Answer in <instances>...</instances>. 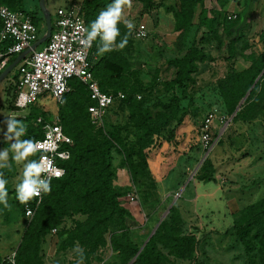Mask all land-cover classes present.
Segmentation results:
<instances>
[{
	"label": "rangeland",
	"instance_id": "rangeland-1",
	"mask_svg": "<svg viewBox=\"0 0 264 264\" xmlns=\"http://www.w3.org/2000/svg\"><path fill=\"white\" fill-rule=\"evenodd\" d=\"M162 1L167 5H174L175 0ZM218 1L222 3V0ZM46 2L52 22L56 18L57 9L68 5L67 0H46ZM258 2L252 1L251 8L258 7L264 15V0ZM145 3L149 4L150 1L131 0L130 6L122 7L119 30L123 37L118 36L115 44H118L126 35L128 42L123 49L117 48L114 44L113 50L109 51L121 58L127 57L129 64L127 82L125 79L126 90H128L126 93L128 97L136 98L132 100V103L127 104L125 109L115 107L108 113L102 124H94V126L96 128L107 126L110 129L115 125L130 127L137 121L147 124L158 120L165 123L171 112L166 110L161 102L173 100L172 103L175 106L176 102L184 97L181 99L184 112L179 113L182 120L174 119L170 126L164 128L160 137L154 136L149 139V146L147 145L143 151V154L145 152L147 155V160L135 154L136 156L133 157L135 163L142 165L143 160H146V175L141 178L136 177L128 165L123 164L122 144L116 143L112 147L111 182L117 191L124 193L120 201L128 210V215L124 222L111 226L110 232L106 234L108 243L92 252L90 259L81 260L82 254L79 250L83 248L80 244L69 247L65 252L61 251L58 244L60 229L77 227L85 222L87 217L70 212L60 226L52 229L42 242L39 248L41 262L42 264L115 262L118 264L120 254L110 244L112 233L128 234L131 242L141 249L151 235L155 234L153 232L158 230L159 223L164 221L177 205L178 209L173 214V222L176 224L179 220V225H182V234L194 236L198 240L196 255L193 258H185L184 264H251L250 258L258 251L248 253L247 246L243 240L239 239L232 226L234 217L232 213L264 196V113L257 111L253 118L243 117L241 114L243 107H241L236 113L234 112L235 114H230L221 94L220 85L233 70L240 72L247 69L251 65L252 58L260 52L261 34H258L257 30L252 32L253 28L259 29L260 23L251 22L238 26L241 27L245 39L240 46L238 45L239 49L232 58L228 56L230 52L227 49V43L234 36L227 35L226 39L220 38V45L219 38L208 42L206 58L204 61H196L198 68L191 75L197 80V84L191 86L189 90L186 89V94L184 90L173 92L168 85L175 78V69L165 68L166 64L170 59H182L189 53L192 42L195 40L194 33L175 34L168 24L159 31L154 21L153 27H148L152 43L149 44L150 40L137 39L134 35L135 28L138 25L146 26L142 19L143 13L140 12ZM22 8L40 15L38 29L43 36L46 32V22L39 0H24ZM214 8L215 6L211 12L216 10ZM133 10L140 13L134 14ZM102 11L101 9L99 13ZM159 15L161 16V13ZM250 16H252L251 13ZM126 21L134 25L131 32L126 27ZM238 27L233 28L234 33ZM44 45L45 42L39 48ZM13 71V75L7 78L8 75L2 82L4 84L1 83L3 86L0 84L2 86L0 88V152H8V160L0 161V163H7L8 167L0 168V173H3L8 180L6 187L10 191L9 207L0 205L1 257H9L15 253L31 225L32 218H26L17 204L16 185L21 182L25 164L33 161L35 156V154L31 155L22 162L13 160L11 146L16 140L9 138L14 134L8 132L7 123L15 120L27 127L29 123L32 124V121L27 123L26 119L32 115L49 112L52 117H57L61 113L59 103L49 94L41 96L37 102L24 109L13 107L12 94H9L5 101L7 91L5 88L13 87L14 89L21 75L17 67ZM140 101L143 106H136ZM210 111H214L219 117L226 116L230 120L228 126L216 121L213 134L215 144L212 151L207 153L201 142L200 126L205 115ZM238 112L240 115L237 117ZM163 114L166 117L158 119V116ZM26 129L25 134L19 137L21 141L28 135L29 126ZM132 139L135 137L129 133L128 140L131 143ZM216 179H219L217 185L214 181ZM222 188L226 189V192H223ZM200 192L210 193L212 199L205 198ZM131 193L137 196L135 202L129 201L128 196ZM165 252L170 259L174 258L172 252L167 249ZM189 261L193 262L189 263ZM177 263H183V259L178 260ZM254 264H264V261H257Z\"/></svg>",
	"mask_w": 264,
	"mask_h": 264
},
{
	"label": "trees",
	"instance_id": "trees-1",
	"mask_svg": "<svg viewBox=\"0 0 264 264\" xmlns=\"http://www.w3.org/2000/svg\"><path fill=\"white\" fill-rule=\"evenodd\" d=\"M149 1V4H144L147 11L156 8L157 5L156 0ZM23 2L24 0H0V7L8 6L12 10L27 13L38 26L41 20L40 15L36 12L24 10L22 8ZM113 3L114 0H83L82 9L87 25L90 27L91 23L100 14L99 11L101 9L106 10ZM167 10L173 11L175 15V30L178 33L193 32L195 37L189 53L182 59H170L165 67L175 69V78L168 87L173 92L184 90L186 94L191 86L197 84V80L191 75L198 68L196 64L198 62L196 61H204L206 58L208 42L216 38H219V40L220 38L226 39L227 35L234 36L227 43V49L230 52L228 56L232 58L239 49L238 45L240 46L244 41L245 36L244 33H239L238 28L235 30L236 33L233 31V28L237 27L240 21L238 14L236 19L229 20L225 10H215L210 17L208 11L204 8V0H175L174 5L167 8ZM119 24L121 23L118 22V28ZM221 28L222 31H220ZM258 34H261L259 44L262 47L260 52L252 58L251 65L240 72L233 70L220 85L221 94L229 113L232 115L264 70V30H261ZM119 36L123 37L122 35ZM41 37V33H39V39ZM151 39L148 41L149 44L152 43ZM218 42L220 45L221 40ZM99 46L100 38L98 37L93 45L90 60L93 64L95 77L98 79L102 90L112 94L125 93V98L117 99L110 106L104 118L106 119L108 113L115 107L125 109L127 104L132 103V100L136 97L132 99L126 93L128 90H126L125 79L127 82L129 64L127 57L122 54L124 57L121 58L112 52L100 54ZM16 57H12L8 65ZM13 73L14 71L7 78H10ZM1 85L0 88L3 86ZM70 85L71 90L64 96L62 104H59V111L61 112L59 118L65 133L73 139V145L70 148L71 158L62 163L66 170L64 176L50 182L51 191L44 193L41 204L36 208L34 216L30 219L31 225L27 230V234L20 247L15 250L16 264H42V258L39 256V248L42 242L45 241L46 236L52 229L60 226L62 220L70 212L87 216L86 221L74 228L60 229L59 249L65 252L69 247L80 244V247L83 248V258L90 259L92 252L108 243L106 234L110 232L111 226L124 222L128 215V210L120 201L124 193L121 194L117 191L111 182L110 153L112 147L116 143L122 144L123 164L128 165L133 174L141 178L146 175L145 161L147 155L145 152L143 154V151L147 145L149 146V139L154 136L160 137L164 128L170 126L174 119L175 121L182 120L179 113L184 112V107L181 105V99L184 97L178 100L175 106L172 103L173 100L168 99L161 102V104H164V108L171 112L165 123L158 120L150 123L146 122L147 124L137 121L134 124L132 123L130 127L115 125L110 129L107 126L96 128L88 110L91 100L87 87L79 80H73ZM12 88H5L9 91V93L6 91L5 101H7L9 94H12V105L15 109H18L15 105L17 97L16 84L15 88ZM136 106L143 105L140 101L139 105ZM242 107L241 114L243 117H252L257 111L264 113V74L256 82ZM39 115L46 119L50 117L49 112L28 117L26 119L27 123L32 121V124L27 125L30 130L28 135L25 136V140L35 142L43 137V130L36 123ZM238 115H240L239 112L237 117ZM163 117L165 118L166 115H160L158 119ZM129 133H132L135 137V139H132V143L128 140ZM135 154L146 159L143 160L142 165L135 163L133 160ZM38 157L39 155L35 153L33 160L37 162ZM214 181L217 182L218 180ZM34 203V197L27 203L17 201L25 216L26 205ZM176 209H178L177 205L173 207V211L170 212L169 216L161 222L158 230L152 235L140 253V248L131 242L128 234L124 232L120 235L116 232L112 233L110 244L120 254V263L129 264V261L135 258L132 264H184L186 262L185 258H193L198 250V240L194 236L182 234V225H179V220L176 224L173 222V214ZM232 215H234L232 226L239 239L243 240L247 246L248 253L258 251L250 258L251 264L264 261V196L256 202L233 212ZM166 249L173 253V259H170L166 254ZM181 259H183V263H177ZM191 260L194 261V259ZM193 261H189V263ZM0 264H10L8 257L0 256Z\"/></svg>",
	"mask_w": 264,
	"mask_h": 264
},
{
	"label": "built area",
	"instance_id": "built-area-1",
	"mask_svg": "<svg viewBox=\"0 0 264 264\" xmlns=\"http://www.w3.org/2000/svg\"><path fill=\"white\" fill-rule=\"evenodd\" d=\"M82 1L72 0L67 6H61L56 11V18L52 22V31L42 48L29 53L17 66L21 75L16 82L17 97L15 105L18 109H24L39 100L43 95H51L59 104H62L64 96L71 90V82L79 80L89 92L91 104L88 107L91 120L94 124H102L110 106L117 100L125 98V93H108L102 90L96 79L93 64L90 60L92 48L82 41H86L87 25L83 15ZM236 13H228L227 18L234 20ZM0 74L7 67L10 59L20 55L31 48L39 40V29L32 17L27 13L15 11L8 6L0 7ZM134 35L139 40H150L151 33L147 26L138 25ZM98 38V37H97ZM96 38V39H97ZM228 117H219L214 111L207 113L200 126L201 142L203 148L209 153L215 142L213 141L216 121L229 125ZM38 125L43 130V137L34 143H44V149H38L37 162L42 156L47 157L45 166L51 162V167L41 173L42 179L50 182L58 179L54 172L65 168L62 163L71 158L73 139L65 133L59 116L49 119L42 115L37 117ZM44 192L39 197H34L35 203L26 205L25 214L28 219L35 214L36 208L41 204ZM130 202L136 201V194L128 196ZM36 206V207H35ZM10 264H16L15 253L8 257Z\"/></svg>",
	"mask_w": 264,
	"mask_h": 264
},
{
	"label": "clouds",
	"instance_id": "clouds-1",
	"mask_svg": "<svg viewBox=\"0 0 264 264\" xmlns=\"http://www.w3.org/2000/svg\"><path fill=\"white\" fill-rule=\"evenodd\" d=\"M131 5V0H114V3L109 5L108 8L98 15L95 21L90 25V29L87 30L86 41H82L87 46H91L92 41L100 38V46L98 47L99 53L103 54L113 50V45L116 42V38L120 35V30L117 27L118 22L122 19V6ZM129 32L133 29L134 25L130 21L125 22ZM127 35L115 46L119 49H123L127 45ZM8 132L14 135L9 137L15 139L16 142L11 146L13 152V160L16 162H22L27 157L34 155L38 149H44V143H34L32 140L21 141L19 137L23 136L26 132V126L10 120L7 123ZM8 160V152H0V161ZM47 157L42 156L40 162L35 160L25 164L23 176L21 182L16 185L17 199L21 203H27L33 197H39L41 192L49 193L50 180L42 179L41 173L48 170L51 167V162H48L46 168L45 161ZM8 167L7 163H0V168ZM62 170L57 169L54 175L59 178L62 175ZM8 180L4 177L3 173H0V205L8 208V189L6 185ZM82 254V250H79ZM83 256L81 255V260Z\"/></svg>",
	"mask_w": 264,
	"mask_h": 264
},
{
	"label": "crops",
	"instance_id": "crops-1",
	"mask_svg": "<svg viewBox=\"0 0 264 264\" xmlns=\"http://www.w3.org/2000/svg\"><path fill=\"white\" fill-rule=\"evenodd\" d=\"M72 0H67L68 4L69 2ZM75 1H82V0H75ZM157 1V5L156 8L151 9L150 11H147L144 6L142 7L141 11L142 14V19L145 21L146 26L147 27H153V23L155 21L154 25H157V30L161 31V29H164L163 27H165V24L170 27H172V29L174 30L175 34H179L176 30H175V15L173 13V11H169L167 10V8L173 6V5H167V3H165L162 0H156ZM170 1V0H169ZM261 2V0H222V3H220L218 0H204V8L208 11V15L211 17L212 16V12L211 9H213V7L215 6L214 9L216 10H225V12L228 13H236L240 16V21L238 26H244V24L247 23H260V27H258L259 29H254L257 30V32L264 30V15H262V13L259 11V8L257 7V9H253L251 8V2ZM175 3V1H173ZM258 2V3H259ZM139 3V2H138ZM225 3V5H223ZM172 4V1H171ZM127 6V4L123 5L122 7L125 8ZM243 6V8H242ZM232 8V9H231ZM242 8V9H241ZM137 10V8H136ZM140 10V8H139ZM146 10V13H145ZM251 11V12H250ZM134 14L137 11H134ZM139 11L137 13H140ZM250 12L252 14V16H250ZM161 13V16L159 15ZM254 16V19H253ZM258 16V17H257ZM257 18V19H256ZM259 20V22H258ZM237 26V27H238ZM1 22H0V30H1ZM257 27V26H255ZM239 33H243V31L241 30V27H238ZM163 31V30H162ZM97 79V78H96ZM98 80V79H97ZM219 183V179L216 182V185ZM226 189L222 188V191L224 192ZM226 192V191H225ZM202 192H200L201 194ZM203 194V193H202ZM211 194H206L204 192L203 196L207 199H212V197L210 196Z\"/></svg>",
	"mask_w": 264,
	"mask_h": 264
},
{
	"label": "water",
	"instance_id": "water-1",
	"mask_svg": "<svg viewBox=\"0 0 264 264\" xmlns=\"http://www.w3.org/2000/svg\"><path fill=\"white\" fill-rule=\"evenodd\" d=\"M40 2V9L43 13V16H44V19H45V22H46V32L45 34L36 42L32 45L31 48L27 49L25 52H23L22 54L18 55L16 57V59L11 63L9 64L5 69L4 71L0 74V84L4 81V79L18 66V64L29 54L31 53L32 51L36 50L41 44H43L44 42H46L48 40V38L50 37L51 35V31H52V16H51V13L47 7V2L46 0H39ZM264 74V70L262 71L261 75L256 79L254 85L251 87V89L247 92L246 96L241 100V102L239 103V105L237 106L236 108V111L235 113L242 107L243 103L245 102L246 98L248 97V95L250 94L251 90L253 89V87L255 86L256 82L260 79V77ZM234 113V114H235ZM161 222V221H160ZM161 223H159L160 225ZM158 225V226H159ZM155 232H153L154 234ZM152 237V235H151ZM150 237V238H151ZM149 238V240H150ZM148 240V241H149ZM147 241V242H148ZM146 242V243H147ZM145 246V245H144ZM143 246V248H144ZM140 249L139 253L142 251V249ZM135 260V259H134ZM133 260V261H134ZM133 261L130 263L132 264Z\"/></svg>",
	"mask_w": 264,
	"mask_h": 264
}]
</instances>
